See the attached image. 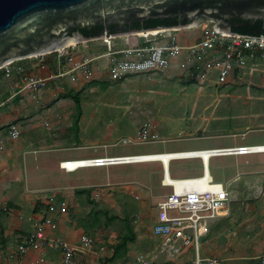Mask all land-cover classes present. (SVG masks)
I'll return each instance as SVG.
<instances>
[{"label": "rangeland", "instance_id": "1", "mask_svg": "<svg viewBox=\"0 0 264 264\" xmlns=\"http://www.w3.org/2000/svg\"><path fill=\"white\" fill-rule=\"evenodd\" d=\"M198 30L200 27L178 30L174 34L185 40L187 36L198 34ZM149 35L156 34L113 36L112 43L120 46L128 39L132 44L141 42L137 36ZM105 48L103 38L76 45L78 52L89 57L100 55ZM31 60L34 59L23 63ZM105 66L103 57L98 58L93 61L94 73L88 82L67 83L64 89L59 86L54 91L61 93L34 107L29 99L12 98L9 103L13 106L7 110L12 108L17 112L21 107L37 110L32 122L36 124V132L29 134L56 143L51 148L44 147L45 154L69 148L63 152L76 153L78 159L224 147L242 139L246 144L264 143V63L248 65L223 85L190 83L173 72L111 80ZM7 91L10 93V82L0 76V100L8 96ZM70 92L79 95L82 110L76 131L72 127L75 106ZM47 110L50 114L45 112ZM145 125L157 131L162 140L138 141L137 133ZM10 126L13 125L4 126V132L7 133ZM124 140L128 143H123ZM230 158H210L208 166L215 180L224 177L225 181L229 180L226 164ZM87 167L90 168L63 176L54 173L51 164L45 162L41 175L46 178L42 187L47 190L44 194L36 192V198L52 197L49 199L52 201L56 193L60 200L55 202H66L71 221L77 220L75 228L79 231L103 240L114 235V240L119 242L114 264H139L136 258L141 255L150 260L158 246L151 237V219L157 202L169 191L160 186V164ZM169 171L171 177L196 176L201 174V164L199 160H170ZM21 174L28 175L29 182L39 187L35 172L23 170ZM136 194L139 198H135ZM234 196L228 215L221 218L225 221L216 230L219 245L232 234L247 240L264 231V219L259 220L257 226L247 227L252 216L258 219L261 214L247 207L255 199L238 190ZM12 206V201L7 203L8 208ZM130 236L132 241L126 239L124 243L125 237ZM225 260L227 263V258Z\"/></svg>", "mask_w": 264, "mask_h": 264}, {"label": "built area", "instance_id": "2", "mask_svg": "<svg viewBox=\"0 0 264 264\" xmlns=\"http://www.w3.org/2000/svg\"><path fill=\"white\" fill-rule=\"evenodd\" d=\"M199 27L198 34L187 36L185 40L178 39L174 34L178 30L173 29H162L166 32L154 36H137L141 42L132 44L125 39L120 46L112 43L114 37L105 36L103 43L106 48L100 55L91 57L78 52L76 50L78 44H71L52 53L28 58L34 59L29 63H23L26 59L7 63L0 68V75L5 81L10 82L13 96H26L37 104L40 102L41 92L53 90V95L56 96L61 93L59 90L54 91L59 86L64 89L67 83L88 82L94 73L93 61L102 57L106 63V74L111 80L173 72L186 81L198 84L209 82L214 85L226 84L234 77L235 72H241L248 65L264 63V38L223 34L207 21L199 22L194 28ZM44 70L46 73L43 74ZM19 135L17 126H10L7 130L10 139H17ZM137 136L140 142L162 140L157 131L148 125L142 126ZM123 143H128V140H124ZM222 149L224 150L220 151ZM188 151L190 152L185 153ZM202 151H211L207 162L201 156L194 155V152ZM175 152L184 155L170 158L169 161L198 158L201 160L202 172L198 176L174 178L162 164L160 185L169 191L157 202L155 220L151 227L152 233L158 238V246L150 260L141 255L137 257V261L140 264H226L225 258L203 256L199 251L200 238L207 234L210 223L227 216L232 203L228 187L216 181L209 173L208 161L211 157L220 156L222 152L226 153L223 155L264 153V144ZM142 155L146 154L123 156ZM113 158L115 156L84 159L92 160L91 166H107L115 165L111 163L114 162ZM138 162L143 160L129 163ZM72 163L73 160H65L59 163V167L66 172L80 168L72 166ZM135 198H139L138 195H135ZM68 213L69 207L62 201L55 208L50 207L38 213L36 217H30V230L16 246L17 257L22 258L29 250L42 252L52 249L61 253L62 264H72L77 250L93 251L97 258H102L108 251L105 243L103 240L100 241L97 250L94 251L93 247L98 239L85 232L79 235L76 245L48 235V230L55 228ZM1 247L0 240V249ZM191 249L193 253L189 257ZM261 263L264 264V257L261 258Z\"/></svg>", "mask_w": 264, "mask_h": 264}, {"label": "crops", "instance_id": "3", "mask_svg": "<svg viewBox=\"0 0 264 264\" xmlns=\"http://www.w3.org/2000/svg\"><path fill=\"white\" fill-rule=\"evenodd\" d=\"M42 73H46V70L42 71ZM52 97L53 90L41 92L39 95V98L41 100L40 102L42 103L49 101L50 99H52ZM12 98L13 100L15 98H22L23 100L28 99L26 96L22 95L13 96L10 89V93H8V96L0 100V240L2 244V247L0 249V264H62L61 253L52 249H47L42 252L29 250L24 254L22 258L19 259L17 257L16 246L21 241V238L30 230V217H36L38 213L44 210H48V208L50 207L55 208L62 202H55V200H60L56 193L55 200L53 199L52 201L49 200L52 197L48 200L46 198H44L43 200H39V198H36L35 195L37 193H40L41 191V194H44L46 193L45 190H47L45 189V187H42L45 185L44 181L46 179L41 175L43 164L45 162L50 163L54 173L65 176L66 174H68V172L61 169L59 167V163L65 160L78 159V157L75 156L76 153L68 152L69 148L50 150L48 154H45L46 151H44V147H46L45 149H48L47 147L51 148V146L56 145V143L52 140H49V138H41L38 136L31 137L32 135L30 134H34V132H36L34 128L36 124L32 125V122L36 119V115L34 116V113L37 114V110H34L33 108L23 109L22 107L17 112H15L12 108L11 110H7V108L13 106L9 103ZM32 103H30L31 107H34L35 103ZM45 112L50 114L49 110ZM25 122L28 124L22 127L21 124ZM9 124L17 126L19 129H21L20 132H22V134L19 135L16 140L10 139L7 136V133L4 132L3 127L8 126ZM241 145L253 144L243 143L242 139L241 141L233 140L232 145L224 147ZM66 149L68 151L63 152V150ZM170 152L175 151H166L165 153ZM148 154L153 153H147L146 155ZM220 156L231 157L226 164L228 168L226 174L229 180L225 181L224 177L223 180L216 181L222 182L225 186H227L231 192L232 197L238 190L240 193L246 196H251L256 200L248 204L247 207L251 210V212H259L261 214L257 216L258 219H252L256 218L252 216L247 227L257 226L258 221L264 219V153ZM186 160H199L201 164V160L198 158ZM168 161L167 163L163 164L168 168L169 171ZM145 163L160 164V183L162 176L161 160L160 162L147 161ZM88 168L90 167H80L79 170H86ZM23 170L26 172L29 170L36 173L35 176H38L37 179L39 182L38 188L36 187L37 184L33 185L29 182L30 177L28 175L21 174ZM208 171L210 173L209 166ZM184 177L192 176H181L174 178ZM56 186H58V184ZM11 201L13 203V206L8 208L7 203ZM1 209H5V212L2 213ZM154 220L155 213L153 215V218L151 219V227L154 223ZM224 221L225 219L223 220L219 218L210 223L207 234L201 237L199 241L200 254L203 256L227 258L226 264H262L261 258L264 257V231L260 230L257 234H253L251 239L247 240L241 239V237L238 238L236 235L234 236L232 234L231 237L228 236L224 238V243L222 242V244L219 245L220 237L217 235L216 230ZM254 221L256 222V224H254ZM76 224L77 220L75 222L71 221V211L69 210V213L62 217L60 222L56 224L55 228L48 230V235L65 239L69 243L76 245L78 243V237L82 233V231H79V229L75 228ZM151 237H153L154 240L158 243V238L154 236L152 230ZM107 238L105 240H103V238L98 239L93 247L94 251L97 250L100 241L103 240V243H105L108 251L105 252L102 258H97L93 251L81 252L80 250H77L74 254L72 264H114L113 260L115 259V257L112 258V255L118 242L117 240H114V235L109 237L108 240ZM192 253V249L189 250L188 256L191 257Z\"/></svg>", "mask_w": 264, "mask_h": 264}, {"label": "water", "instance_id": "4", "mask_svg": "<svg viewBox=\"0 0 264 264\" xmlns=\"http://www.w3.org/2000/svg\"><path fill=\"white\" fill-rule=\"evenodd\" d=\"M172 17L185 22L170 27L133 28L120 34L106 31L90 37L80 31L93 25L124 28L133 22ZM250 18H264V0H0V68L52 53L70 42L78 44L150 30L190 29L200 20L223 34L244 35L232 30L240 25L234 21Z\"/></svg>", "mask_w": 264, "mask_h": 264}, {"label": "trees", "instance_id": "5", "mask_svg": "<svg viewBox=\"0 0 264 264\" xmlns=\"http://www.w3.org/2000/svg\"><path fill=\"white\" fill-rule=\"evenodd\" d=\"M236 21L243 23L244 27L243 28H232V30L235 33L244 34V35H255V36L264 35V18H259V19L250 18L246 20H236ZM184 22L185 21L178 20L177 17L157 18V19H147V20H144L143 22H133L132 26L135 27L136 29H152V28H158L162 26H165V27L175 26L179 23H184ZM101 27L102 26L100 25H93L90 27L92 28L90 32L87 30L90 28H87V27L81 28L80 31L86 37L96 36V35L103 33V31L101 30ZM236 73H240V72H235V74ZM69 94H70V99L73 101L74 106H75V116L73 118L72 127L76 131L79 128L78 123H79V120L82 114L80 98L77 93L70 92ZM130 233L131 232H129L128 234ZM126 239H130L132 241L133 237L132 236L128 238L125 237L124 243H126L125 242ZM117 250L118 248H115L112 258L116 257Z\"/></svg>", "mask_w": 264, "mask_h": 264}, {"label": "bare ground", "instance_id": "6", "mask_svg": "<svg viewBox=\"0 0 264 264\" xmlns=\"http://www.w3.org/2000/svg\"><path fill=\"white\" fill-rule=\"evenodd\" d=\"M166 32L165 30H162V31H157V30H152V31H149V32H140L138 34H143L144 33H154V34H158V33H164ZM136 35V34H135ZM154 36V35H152ZM70 44H75L73 42H70L68 45ZM224 149L220 150V151H223ZM190 151L188 152H185V153H189ZM211 153V151H202V152H194V155H199L201 156L205 162L207 161V156H209ZM223 154H226L224 152L220 153V155H223ZM182 155H184V153H180V152H170V153H158V154H148V155H142V156H137V157H125V156H115V158H113L114 162H111L113 164H129V162H137V161H142L145 162L144 160H150V159H153V160H157L159 159V161L161 160V163L165 164L167 163V161L170 159V158H174V157H181ZM127 159V160H126ZM136 159V160H134ZM106 160H110V159H106ZM92 160H88V159H75L73 160V163L71 164L72 166H79V167H84V166H91L92 163H91ZM65 162V161H63ZM147 162V161H146ZM139 163V162H138ZM165 166V165H164ZM166 167V166H165ZM167 168V167H166ZM168 169V168H167Z\"/></svg>", "mask_w": 264, "mask_h": 264}, {"label": "flooded vegetation", "instance_id": "7", "mask_svg": "<svg viewBox=\"0 0 264 264\" xmlns=\"http://www.w3.org/2000/svg\"><path fill=\"white\" fill-rule=\"evenodd\" d=\"M235 23H238V24H240L238 27H233V28H243L244 27V24L243 23H241V22H238V21H234ZM133 28H135V27H133L132 26V23L131 24H129V25H126L124 28H120V27H118V25H109V26H107V27H101V30L103 31V32H108V33H110V34H120V33H123V32H125V31H128V30H130V29H133ZM89 32L92 30V28H90V29H87Z\"/></svg>", "mask_w": 264, "mask_h": 264}]
</instances>
